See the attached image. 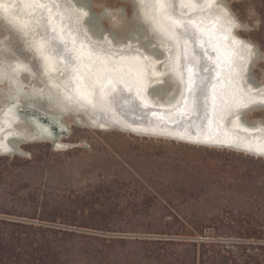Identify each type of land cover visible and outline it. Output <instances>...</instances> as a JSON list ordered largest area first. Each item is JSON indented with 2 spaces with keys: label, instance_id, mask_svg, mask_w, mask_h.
Returning <instances> with one entry per match:
<instances>
[{
  "label": "bare ground",
  "instance_id": "1",
  "mask_svg": "<svg viewBox=\"0 0 264 264\" xmlns=\"http://www.w3.org/2000/svg\"><path fill=\"white\" fill-rule=\"evenodd\" d=\"M126 1L131 5L129 15L123 6L111 9L101 5L95 10L93 0H0V155H23L22 146L34 141L64 144L63 135L49 130L48 123L38 117L39 112L19 109L21 104H34L62 122L69 118L73 124L95 130L156 132L158 137L264 158V120L245 116L264 111V67L258 80L251 72L264 55L253 41L239 35L237 29L243 28L242 23L226 2L196 0V8L191 9L182 7L179 0H166V8L155 10L156 19L152 20L155 0ZM49 9L56 31L62 30L68 42L59 55H54L59 41L48 23ZM161 11L174 19L199 24L197 35L201 39L189 44L188 55L194 57L193 64L200 62L194 68L199 77L208 75L199 67L208 64L214 68L206 111L199 92L189 96L186 76L180 71L182 42L161 22ZM229 12L239 26L230 20ZM104 19L115 23L116 30L106 28ZM96 21L104 30L103 39L92 27ZM45 44L47 69L37 51ZM105 45L113 53L106 59L100 55ZM81 47L92 55H77ZM97 59L104 60L107 73L113 83L119 82L117 87L123 92L112 100L113 84L100 71V83L108 99L93 104L89 101L96 98V91L89 89L85 101L77 87L84 83L80 73L99 71L95 67ZM109 63L115 65V71L107 67ZM14 149L18 152H12Z\"/></svg>",
  "mask_w": 264,
  "mask_h": 264
},
{
  "label": "rangeland",
  "instance_id": "2",
  "mask_svg": "<svg viewBox=\"0 0 264 264\" xmlns=\"http://www.w3.org/2000/svg\"><path fill=\"white\" fill-rule=\"evenodd\" d=\"M224 1L242 23L243 28L237 29L239 35L253 41L264 55V38L261 34L264 0ZM101 5L111 9L123 6L126 15L131 12V5L126 0H93L92 8L98 10ZM103 24L117 27L109 19H104ZM263 67L264 57L251 68L258 79ZM245 116L248 119L260 116L264 120V111ZM63 123L67 127V134L61 137L62 145L84 140L88 147L55 149L50 141L42 140L24 144L23 155H0V217L26 220L39 217L61 208L62 202L57 196L60 192L72 191L75 196L79 195V199L85 197L87 200L88 213L85 214H92L85 221H91L95 227L83 225L69 229L131 241L142 238L145 234L142 232L147 231L143 225L151 222L150 213L156 203V189L168 186V190H171L170 187L187 186V183H178L179 179L175 181L172 174L182 175L180 171L183 164L176 158L185 159L193 155L171 143L195 144L168 138L143 137L121 130H95L73 124L69 118ZM111 149L119 151L130 166L123 165L117 156L110 154L108 150ZM207 149L227 151L232 158L240 157L245 162L250 159L259 160L260 164L264 162V158L234 150ZM42 191L53 198L48 206L41 204L45 199H39L37 203L28 199L29 196H38ZM133 245L131 242L104 247L92 242L89 237L84 240L75 237L64 247L63 252L68 254L67 264H156L154 259L145 257Z\"/></svg>",
  "mask_w": 264,
  "mask_h": 264
},
{
  "label": "trees",
  "instance_id": "3",
  "mask_svg": "<svg viewBox=\"0 0 264 264\" xmlns=\"http://www.w3.org/2000/svg\"><path fill=\"white\" fill-rule=\"evenodd\" d=\"M261 34L264 38V26ZM171 145L193 155L176 158L183 164L182 175L172 174L175 181L187 186L156 189L151 222L143 225L147 231L142 232V238L131 241L69 229L95 226L85 221L92 214H85V197L79 199L72 191L63 190L57 195L61 208L52 212L45 210L28 220L0 217V264H67L68 254L63 249L75 237H89L104 247L132 242L156 264H264V162H245L227 151L202 146ZM108 152L130 166L116 149ZM28 199L34 203L45 199L42 206L53 200L44 191Z\"/></svg>",
  "mask_w": 264,
  "mask_h": 264
},
{
  "label": "snow or ice",
  "instance_id": "4",
  "mask_svg": "<svg viewBox=\"0 0 264 264\" xmlns=\"http://www.w3.org/2000/svg\"><path fill=\"white\" fill-rule=\"evenodd\" d=\"M180 4L184 8H196V0H179ZM154 13L151 17L152 20H155V10H159L162 8H166V0H155V3L153 5ZM49 13V19L48 23L53 28V32L55 35V38L57 41H59V44L57 46V51L54 53V55H59V52L61 49L66 50L68 47V42H65L63 39V31H56L55 28V19L52 16L51 9L48 10ZM228 16L230 20L233 22L235 26H239L238 22L235 21V18L231 15V13H228ZM160 20L162 23L165 24L167 29L174 34H176V38L182 42V51L184 53L181 63V74L182 76H186V88L189 93V96H195L197 92H199V97L203 100L202 107L207 109V101L209 98V92L208 88L211 84V81L213 79L212 73L214 72V68H211L208 66V64H204L202 67H199L200 71H205L208 73L206 77H199V74L197 71H194V68L199 66V61L196 62V64H193L194 57L190 58L188 55V47L189 44H195L196 40L201 39L200 36L197 35V29L199 27V24L196 21H180L177 19H174L171 15H169L166 11L160 12ZM87 24L88 21H85ZM92 27L96 29V31L100 32V38L103 39V29L98 21L94 22L92 24ZM136 29H134L135 31ZM109 35L112 37L113 40H116V36L112 33H109ZM72 45H75V40L71 41ZM103 51L100 55H103V57L106 59L108 56L113 55L110 51L107 50V46H102ZM251 47V46H249ZM37 51L41 52L42 58L45 61V67L47 69V61L49 59V56L44 55V52L47 51V45H40L37 48ZM75 51V49H74ZM77 55L83 54L85 56H91L92 53L90 52H84L83 48L81 47L80 52L76 53ZM205 56H207V52L204 53ZM209 60H211V57H208ZM73 61H75V56H73ZM91 62V61H90ZM220 64L218 63L216 67H219ZM95 67L99 71H93V70H86L83 73H80V77L84 80V83L82 86L77 87L78 94L82 100L87 101L90 95L89 89H94L96 91V98L94 100L89 101L90 103H102L106 99L103 91V86L100 83V71H104L106 73V77L109 80L110 84H113V96L111 97L112 100L116 98L117 95L122 94L123 89H120L117 87V84L119 82L113 83L111 75L107 73V68L105 66L104 60L97 59L95 63ZM107 67H110L113 71L116 70L115 65H112L109 63ZM73 75L75 76V70H73ZM218 76L219 73H216ZM187 100H185V108L187 109ZM259 151V150H258Z\"/></svg>",
  "mask_w": 264,
  "mask_h": 264
},
{
  "label": "water",
  "instance_id": "5",
  "mask_svg": "<svg viewBox=\"0 0 264 264\" xmlns=\"http://www.w3.org/2000/svg\"><path fill=\"white\" fill-rule=\"evenodd\" d=\"M106 27V26H105ZM106 28H108L109 30H111V31H115L116 29H115V27H106ZM228 35V37L230 36L229 35V33L227 34ZM251 72H252V70H251ZM252 74H253V76H254V78L256 79V80H258V78L255 76V74L252 72ZM19 109H20V111H24L25 113H36V112H39L38 113V117L39 118H41L43 121H45V122H47L48 123V127H49V130H51L54 134H57V135H59V136H62V135H66L67 134V127L65 126V124L62 122V120L59 118V117H57V118H54V117H52V116H50L49 114H48V112H45V111H43V110H40L38 107H36L34 104H25V105H20L19 106ZM39 110V111H38ZM117 121H115V123H116ZM36 124V123H35ZM118 124V123H117ZM166 124H168V125H174L175 123H169V122H166ZM36 126H37V124H36ZM113 127H117L116 125H114ZM37 128L38 129H40L38 126H37ZM46 130V129H45ZM130 134H133V135H137V134H139V133H143L144 134V136L143 137H147L146 135L147 134H149V135H151L152 137H153V135H156L157 137H155V138H163L162 136H164V135H161V136H159L158 137V133H156V132H148V133H146V132H142V131H131V132H129ZM192 133V132H191ZM194 133V132H193ZM47 136H48V134H46ZM49 137V136H48ZM166 137V136H165ZM34 139H39L38 137H36V138H34ZM50 139V138H49ZM165 139V138H164ZM50 140H52V138L50 139ZM173 141H175V140H173ZM178 142V141H177ZM51 146H52V148H65V147H68V146H75V147H82V148H86V147H88V144L84 141V140H82V141H78V142H76V143H68V144H66V145H60V144H58L57 143V141H53V143H52V141H51ZM21 148H19L18 150H20ZM222 149H226V148H222ZM18 150L17 149H14V150H12V152H18ZM231 150V149H230ZM235 151V150H234ZM238 151V150H237ZM19 152H21V151H19ZM241 152V151H240ZM23 154H24V152H22Z\"/></svg>",
  "mask_w": 264,
  "mask_h": 264
}]
</instances>
